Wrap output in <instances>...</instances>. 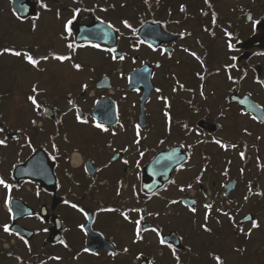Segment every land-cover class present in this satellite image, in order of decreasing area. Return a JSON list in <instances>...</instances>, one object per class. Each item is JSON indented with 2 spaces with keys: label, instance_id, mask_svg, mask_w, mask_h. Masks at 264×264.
I'll return each instance as SVG.
<instances>
[{
  "label": "flooded vegetation",
  "instance_id": "1",
  "mask_svg": "<svg viewBox=\"0 0 264 264\" xmlns=\"http://www.w3.org/2000/svg\"><path fill=\"white\" fill-rule=\"evenodd\" d=\"M54 1L57 0H45L50 10H45L40 6L35 17L18 16L12 10L11 0H7L10 4L8 13L4 10L0 12V18L3 17L2 14L8 20L11 17L10 22L14 27H21L24 32L27 31L30 38L33 36L32 42L23 43L24 45H15L0 36V48L11 47L16 50H26L31 52L34 58L46 55L50 57L47 61L42 60L37 68L30 65L23 56L16 57L8 53L0 55V70H5L2 63L11 57L26 66L33 76L30 85L26 86L27 84H25L18 91L13 89L2 91L0 89V98L5 101L4 99L8 100V98L16 97L19 94V102L31 113L27 126L33 128L38 125V123L37 125L33 124L32 121H36L39 111L35 109L28 97L36 96V93L32 91L35 85L43 95L39 100L36 96L37 102L41 105L40 112L44 114L45 110H51L55 117L50 120L54 121L57 127L83 130L84 135L86 130L94 136L91 139L83 137L84 135L79 137L77 139L79 143L70 145L62 153H57L59 159H53L50 155V159L55 163L53 171L57 185L55 195L53 190L44 188L30 179L17 178L13 174L16 165L25 161L31 154L25 158L23 154L21 157L19 149L23 136L13 139L7 136L4 131H0V139L6 141L5 145H0V177L13 185L10 192L0 185V225L9 224L12 228L11 233H6L3 227H0V264H29L30 261L32 264H44L46 257V264H69L71 257L74 260H77L78 257L79 264H182L179 249L170 243L175 249L174 255L172 248L159 242L163 233L174 228L166 226V223L159 219L161 217L157 211L145 216L144 207L149 208L153 200L162 206V199L158 200L162 195L153 193L152 196H146L142 191L141 184L138 183L141 178L139 162L148 160L150 129H159L157 127L165 129L164 134H158L160 139H165V142H169L171 139L173 144H182L192 160L196 155L203 159H210L208 156L211 157L212 154L208 149H216V152L219 149L222 153H230L231 158L237 156L245 166H255L257 182L249 184L251 191H249V185H244L245 188L240 193V204L245 207L250 203L251 212L257 210L256 212L260 214L264 207V195L256 193H264V184L260 183V178L264 177V167H262L264 166V121H260L253 113L247 111L245 106L241 105V100L243 98L247 101L251 99L264 109V84L259 82L264 81V1L235 0L241 2L242 6L241 9L233 10L224 9L222 6V2L231 0H208V3L205 0H173L177 4L175 6L177 8L174 9L176 18H173L172 0H156L161 8L159 11H164L166 8L165 10L168 11L166 13L169 14L168 18L164 19L161 16L163 13H160L159 18L147 16L144 22L161 23L164 29L179 36L168 41L162 40L157 46H152L138 35L136 37L132 35L133 38L125 42V46L120 50L121 55L125 56L124 60H112V54L107 49L113 47L107 44H78L73 31L72 35L68 36L64 32V24L70 19L68 5H62L61 7L64 9H59ZM87 2H89L86 4L91 11H81V23L87 25L91 21L89 15L93 12L102 21L113 24V20L104 16L105 12L108 15L113 14L111 0H107L109 5L100 0H88ZM181 5L185 7L184 11H181ZM101 9H107V11ZM57 11L60 13L59 18H57ZM146 11H149L147 7ZM213 13L216 14L215 24L213 23ZM249 16L252 17V20L248 19ZM50 18L52 23L53 20L55 21L57 37H54L53 32L48 29L43 31L45 33L43 37L39 36V32L42 31L41 24L45 22L50 24ZM255 20H261V24L254 28L253 21ZM34 23L35 30L32 27ZM225 29L233 34L231 37V42L235 45L233 49L228 48L229 37L225 35ZM185 32L191 33V35L181 36V33ZM55 38H57L59 46L54 45ZM70 42L76 46L72 50L67 47ZM96 44H99L100 47L93 46ZM84 47H93L99 50L104 57L100 61V71L95 73L90 82V88L71 90L68 85L63 84L62 92L59 91L60 94L55 96L54 92L44 86V76L54 74L53 67L57 69L58 73L63 74L65 69L62 68L70 67L71 62L52 59L51 54L71 55L76 52L77 48ZM165 49L167 52L164 51ZM193 52L199 59L191 55ZM233 56L237 59L232 60ZM108 61H112L113 65H109L107 70H103V67L108 66ZM124 61H127L131 66L127 71L117 67V62L123 65ZM144 65L152 66L151 75L154 90L145 105L147 126L139 129L140 136L137 137L136 125H140L141 92L139 90L125 91V88L129 83L130 72ZM226 65L235 66L226 68ZM197 73L204 79L201 80ZM27 75L30 77L29 74ZM229 75L232 79H229ZM104 76L110 78V84L113 87L111 91H98L95 88ZM3 80L4 78L1 82ZM53 81L50 83L52 84ZM1 84L4 86L5 83ZM180 85H183V88H180ZM201 85H203V96L201 95ZM157 88L161 91L157 92ZM174 89L176 90L174 91ZM105 97L112 98L113 103L114 101L116 103L117 122L115 121L113 126L94 119L92 114L96 102ZM160 97L167 98L170 107L166 106V101ZM2 100H0V104ZM69 100L75 102L74 107L69 104ZM108 107L111 105L108 104L105 108L109 109ZM165 112L171 117L170 125ZM77 113H80L81 118L86 119L88 123H81L77 119ZM0 117H4L3 111H0ZM45 117L47 118V116ZM96 121L104 123L109 131L104 132L97 128ZM5 124L12 131H17L7 121ZM41 124L43 123L41 122ZM185 124L188 125V128L184 127ZM119 132L130 134V140L126 142L123 138V145L118 144L117 139L121 136L118 134ZM97 136L101 140L93 139ZM137 139H140L139 144L135 143ZM216 139L229 145L236 144L237 147H229L225 150L214 142ZM162 142L165 144L164 141ZM13 147L16 148L13 150ZM75 151H78L83 157V162L78 167H74L71 160L67 162V154ZM242 151L245 153L244 159L240 157ZM141 152L144 153L143 156L140 155ZM125 160L128 161L127 164L124 163ZM87 161H92V165H88ZM28 186L33 190L29 191ZM9 195L12 198V213H9L5 204ZM245 196L248 197L247 200H252L246 201ZM16 199L24 200L35 209V213L25 214L22 217L16 216L13 210V201ZM66 200L69 203L66 204ZM117 202L120 205H116ZM72 204H76L78 207L73 208ZM42 205L48 209L47 217L39 216V209ZM79 208H83L88 215H84L79 211ZM132 208L143 211L129 212L130 219L128 220L121 217V214L119 215V212L123 213ZM102 209H115V211H102ZM63 211L72 213L73 218L68 223L71 227L82 231L83 238L80 241L69 239V230L66 231L67 224ZM54 215L61 218L64 226L59 233L60 239L51 242L48 238L51 235V229L54 228ZM113 215L116 216V219L121 217V221L125 223L123 227L127 225L128 228H131L133 238L129 244L131 247L129 245L125 247L128 249L127 252L119 250L113 233L107 236L103 232L107 225L113 228ZM255 218H257L256 215ZM138 219H141L143 239L134 242L136 239L135 221ZM80 221L82 222L80 223ZM88 221L91 222L93 230L100 232L104 238L93 235L92 239L91 235L86 232ZM146 223L149 230L145 232L143 225ZM80 225H83L84 228L82 229ZM17 226L32 230L34 232L32 238L27 240L26 237L21 236L15 230ZM153 228L157 231H152ZM17 232L19 235H16ZM149 234L156 236L158 243L150 242L147 239ZM243 237L244 245L241 253L243 261L241 264H257L258 262L256 263L254 260H258V258L259 261L261 260L264 247L262 248L261 243L256 244L255 246L260 247L262 251L254 250L251 254L252 252L247 248L248 237L246 235ZM60 240H64L67 247L59 243ZM91 243L92 246H96L95 249H90ZM85 248L90 251L84 252ZM113 252L116 253L115 256L111 255ZM176 256L179 257V261ZM55 257H60V261Z\"/></svg>",
  "mask_w": 264,
  "mask_h": 264
},
{
  "label": "rangeland",
  "instance_id": "2",
  "mask_svg": "<svg viewBox=\"0 0 264 264\" xmlns=\"http://www.w3.org/2000/svg\"><path fill=\"white\" fill-rule=\"evenodd\" d=\"M103 3H107L106 5H109V2L107 0H100ZM264 1V0H263ZM149 2V0H148ZM172 9L174 10L177 4L175 1H173ZM60 3V1H54V4ZM86 3V0H85ZM89 3V2H88ZM151 3L153 4L152 13L159 18V14L163 13L161 16L165 19L168 18V15L164 8V11H159L161 8L158 6V2L156 0H152ZM263 3V2H262ZM62 5H68L70 6L68 16L70 19L73 16V8H81L79 5V2L77 0H62ZM111 7H113V14L108 15L105 12V17L107 19L113 20V24L117 29H119L120 35L123 37V41H125L126 37L128 39V35L131 33V29L124 26L122 23L123 20H127L130 24L137 23L138 20L141 18L142 13H145V17L150 16L151 13L146 11V7L148 3H145V0H111ZM10 4H8L7 0H0V12L6 11L8 13ZM222 6L224 9H241V2L231 0V1H225L222 2ZM64 9V8H62ZM109 10V9H108ZM172 15H174L173 18H176L175 10L172 11ZM109 13V12H108ZM4 17V15L2 14ZM144 16V15H143ZM0 18V36L4 38V40H8L11 43H14L15 45H24L23 43L32 42L33 36L30 38L29 35H27V31H23L21 27H17L11 24L10 19L4 17V19ZM178 17V16H177ZM51 23L47 24L46 22L44 24H41L42 31L39 32V36L43 37L45 33L43 32L45 29H48L53 32L54 37L56 36L57 30L55 28V21L50 18ZM136 25V24H135ZM57 37V36H56ZM50 39V38H49ZM126 39V40H127ZM46 41V40H45ZM122 41V42H123ZM32 44V43H30ZM56 46H59L57 43V38H55V44ZM122 48L125 46L124 44H121ZM103 54L99 51L94 49L93 47H84L78 49V57H73L71 59L70 67L62 68L65 69L64 73L61 72L58 73L57 69H54V74L51 75H45L44 76V86L51 92H54L55 96L58 95L59 91L62 90L63 84L68 85L69 89H79L82 88V85L87 84L90 85V82L95 75L96 72L100 71L99 65L101 59L103 60ZM19 60H14V58L8 57L3 63L2 67H4L5 70H0V89L2 91H6L7 89H13V90H20L22 86L27 84L26 86H29L33 76L32 74L27 70V67L24 65H21L19 63ZM79 63L82 65V69L77 71L74 67H72V64ZM117 67L123 68L124 71H127L130 69V65L127 63V61L122 63L117 62ZM56 65V64H55ZM109 65H113L112 61H108V66L103 67V70H107ZM30 75V77L27 74ZM4 76V77H3ZM2 78H4L3 82L5 83L4 86L1 84L3 82ZM52 80L54 86H51L50 83ZM118 81H120L118 79ZM122 81V80H121ZM121 83V82H120ZM62 92V91H61ZM19 93V92H17ZM60 94V93H59ZM19 95V94H18ZM10 97L7 99L0 98L2 100L0 104V111H3L4 117H1L3 121H7V123L20 130H24L25 126L29 123V117L31 116L30 110L24 108L22 104L19 102L20 97ZM52 99V98H50ZM20 107V108H19ZM129 114V113H128ZM128 116V115H127ZM126 116V118H128ZM39 118V116H38ZM41 121H43V127L47 131H41L38 133V136L34 138L35 143H40L42 140L50 141V132H53L54 130V123L53 122H45L46 120L44 118H41ZM159 129H150V136L149 137V155L150 153H153L154 149L157 150L160 147L165 146L164 144L159 143L160 134H164V130L161 127H157ZM58 137L55 138L56 143H60L62 141L63 150H66L70 145L79 143V137H82L84 135L83 130H67V129H59L58 130ZM34 132V131H33ZM120 138L118 137L117 143L120 145H123L122 139L125 138L126 142L130 140L131 135L130 134H124L119 133ZM73 136V140H72ZM94 136V135H93ZM90 132H86L83 137H86L91 139L93 137ZM173 138V136H171ZM133 138V137H132ZM93 139H99V136ZM55 143V141H54ZM169 143H173L170 139ZM161 144V146L159 145ZM49 148L52 151V147L49 146ZM30 149V148H29ZM209 153H211V157L208 156L210 159H203V157L195 156L192 161H190L189 164L186 165L185 169L176 171L177 175H174V182L169 184L168 188L163 190L161 195L162 197H157L158 200L162 199L163 202L162 206L156 201L153 200L151 205L148 209L151 210V212L160 211L163 210V206H165V210L168 207L169 204L167 203V199H173V200H179L181 196L186 194L187 186L189 184H195L197 182V177L200 176L201 170H204L203 175H205L208 171L212 170L216 166L219 167L220 170L228 167L230 170L231 175H239V178L241 179V183H239V187L237 189L238 193H235L233 198V202L230 203V200L222 199L221 194V178L220 177H214L216 183L214 182V186L211 184H208V186L211 188L213 197L215 203L212 207V212H214L212 215L205 220V214H203V210H199L197 213H191L183 207V205L178 202L173 205L171 210V215L168 217L161 216V221L163 223H166V226H170L169 228H175L178 230L179 233L184 238L183 243L188 246V251L181 255L182 260L187 261V264H217V261L214 256L221 257V260L225 262V264H241L243 261L241 258L242 253V247L244 245V235L248 237L247 240V248L249 251H251L253 254L254 250H261L262 249L258 246H255L256 244H260L262 248L264 247V207L261 209L260 214L258 212H255V215L257 216L259 220V226L262 224L258 229L253 228L252 224H245L244 230L247 231V234H245V231H240V227L237 225V220L240 218V215L242 216L244 213L248 212L250 208V203L246 204L245 207L239 206L237 203L238 201H241V190L245 188L244 185L247 186L248 179H251L252 182L256 180V174L257 170L255 169V166H251L247 168L241 160H239L236 156V158H231L230 153H222L219 149L216 152V149H208ZM30 152V151H29ZM208 153V154H209ZM148 155V158H149ZM13 157V156H12ZM247 168L246 171L240 172L241 169ZM208 172V173H209ZM245 174V176H240V174ZM264 175V174H263ZM210 178V176H206L205 179ZM225 180L226 178H222ZM257 182V181H256ZM260 183L264 184V177L260 178ZM250 184V183H249ZM252 184V183H251ZM181 187H183V191H181ZM236 191V192H237ZM204 194L200 196L202 200H205ZM253 197V196H252ZM246 200V201H251ZM236 202V203H235ZM116 205H120L118 202ZM125 205V204H123ZM218 209H222L223 212H227L228 215L222 214V212L219 214L216 213ZM254 210V209H253ZM257 211V210H256ZM64 212V211H63ZM178 212L180 213L179 216ZM211 215V214H210ZM64 218L66 220L67 224V231L69 230L68 237L69 239L80 241L83 238L82 231L78 228H73L70 226V219L73 218L72 213L69 211L64 212ZM234 218V219H233ZM103 221V220H102ZM113 228L110 226H105L104 231L107 236L111 235L113 233V237L117 241V247L121 252L124 251L125 247L132 242L133 234L131 232V228L123 227L125 223L121 221V217L116 219V216L113 215ZM82 221H80L81 223ZM172 222V223H171ZM79 223V224H80ZM202 223V224H201ZM207 224V227L211 231H205L202 227L203 224ZM250 232V234H249ZM240 233H243L241 235ZM147 239L150 240L152 243H158L157 237L149 234L147 236ZM130 246V245H129ZM131 247V246H130ZM132 249V248H131ZM165 251V250H164ZM257 252V251H256ZM166 254V251H165ZM169 254V253H168ZM217 254V255H215ZM258 254V253H257ZM170 255V254H169ZM214 255V256H213ZM244 255V254H243ZM195 256V257H194ZM166 258V256H165ZM191 258V259H188ZM258 258V257H257ZM78 260V257H77ZM77 260H74L73 257H71L69 264H79ZM254 262H258L257 264H264V253L261 256V260H254Z\"/></svg>",
  "mask_w": 264,
  "mask_h": 264
},
{
  "label": "water",
  "instance_id": "3",
  "mask_svg": "<svg viewBox=\"0 0 264 264\" xmlns=\"http://www.w3.org/2000/svg\"><path fill=\"white\" fill-rule=\"evenodd\" d=\"M37 0H13V9L20 16H27L33 14L36 11ZM92 17L91 23L86 25H82L79 23L77 19L74 22L73 30L76 33L78 42H87L93 41L98 43H107L111 46H115L117 42V32L113 28H109L108 25L100 20H98L93 14L90 15ZM157 32V35H155ZM138 35L148 41L150 44L157 45L160 41L172 40L176 39L177 35H173L163 30L160 24L146 23L144 24L140 30ZM152 69L150 66L145 65L140 69L133 71L130 74V83L127 90L130 89H139L142 92L141 97V115L140 120L141 124L145 126V103L149 99L150 94L153 90L152 83ZM112 104L110 109L104 108V105ZM241 105L245 106L247 111H251L255 114V116L264 121V110L262 107L254 103L253 101L243 98L241 100ZM113 111L115 112V107H113V103L110 99H104L99 101L96 104V107L93 110V114L99 120H102L108 124H112L113 121L116 120V116L113 115ZM187 153H185L183 146L175 145L168 149H164L159 151L153 159L148 162L143 170H142V189L146 194H152L160 187H163L173 175V171L178 165H181L187 160ZM181 157L183 159H181ZM53 166L50 164L47 153L44 150L37 151L34 155H32L25 163H21L16 170L15 174L20 177H27L31 179H36L40 181L45 187L53 189L55 191V177L53 173ZM237 184V179L229 182L227 184V194L235 188ZM145 185H149L150 187H145ZM188 202V205H191L193 200H185ZM21 209H23L24 213H32L33 210L25 205V203L21 202ZM194 206V205H192ZM44 207H41L40 215L44 216L45 211ZM248 217L242 219L240 224L248 221ZM56 232H59L60 229H57L60 226V219L56 217L54 219ZM90 233H94L91 228V223L87 226ZM19 229V228H18ZM21 232L25 235L27 231L23 228L20 229ZM54 231V229H53ZM56 234V233H53ZM163 238L167 242H173L177 246L184 248L181 243V239L179 238L177 232H170L163 236ZM52 241H55L56 238H53L52 235L49 238ZM94 247H96L94 245Z\"/></svg>",
  "mask_w": 264,
  "mask_h": 264
},
{
  "label": "snow or ice",
  "instance_id": "4",
  "mask_svg": "<svg viewBox=\"0 0 264 264\" xmlns=\"http://www.w3.org/2000/svg\"><path fill=\"white\" fill-rule=\"evenodd\" d=\"M205 2L208 3V0H205ZM39 3H40V6H41L42 8H44L45 10H50L48 4L45 3L44 0H39ZM145 3L147 4V3H148V0H145ZM101 10H102V11H107V9H101ZM184 10H185V7H184L183 5H181V11H184ZM81 11H82V10H81L80 8H76V9H74V10H73V16H72V18H71V19H68V20L65 22V24H64V32L67 33L68 36H71V35H72L73 26H74V21L76 20V17L80 14ZM93 11H94V9H93ZM204 14L207 15V13H204ZM59 15H60V13H59V11H57V18H59ZM215 15H216V14L213 13V23H214V24H215V22H216ZM37 19H38V17H37ZM248 19H249V20H252V17L249 16ZM122 23L124 24L125 27H127V28H129V29H132V27H133V26H132L127 20H123ZM177 23H178V22H177ZM260 24H261V20H255V21H253V27H254V28H255L257 25H260ZM32 27H33V30H35V27H36L35 23L32 25ZM108 27H109V28H114L115 26H114V25H111V24H108ZM115 30H116L117 32L119 31V29H115ZM205 30L207 31L208 29L206 28ZM133 31H136V30L133 29ZM184 35H191V33H187V32H185V33H181V36H184ZM212 35L214 36L215 33L213 32ZM225 35L229 37L228 48H229V49H233V48L235 47V45H233L232 42H231V37H232L233 34H232L231 32H228V31L225 29ZM64 38H67V37H64ZM93 46L96 47V48H99V47H100L99 44H96V45H93ZM67 47H68L69 49H74L76 46H75L73 43L70 42V43L67 44ZM107 51H109V52L112 54V55H111L112 60H116V59L124 60V59H125V56L119 54V53L117 52V49H116L115 47H113V48H109V49H107ZM164 51L167 52V49H165ZM185 51H188V50L185 49ZM5 53H8V54L14 55V56H16V57L23 56L24 59H25L30 65H32L33 67H37V68H38V66H39V64H40V62H41L42 60H43V61H47V60L50 58V57L47 56V55H46V56H39L38 58H34V56L31 54V52L26 51V50L21 51V50H16V49L11 48V47H2V48H0V55H3V54H5ZM169 55H171V53H169ZM191 55L196 56L197 59H199V57L197 56L196 53L193 52V53H191ZM51 58H52V59H55V60H58V61H61V62H63V61H70V60L72 59L71 55H56V54H51ZM231 59H232V60H236L237 57L233 56V57H231ZM234 66H235V65H226L225 67H226V68H232V67H234ZM73 67H74L77 71H79V70L82 69V65L79 64V63H75V64L73 65ZM197 75L200 76V79H201V80L204 79V77L201 76L199 73H197ZM229 79H232L231 75H229ZM259 82H260L261 84H264V81H259ZM87 87H88L87 84L82 85V88L85 89V90L87 89ZM180 88H183V85H180ZM175 90H176V89H174V91H175ZM32 91H33L34 93H37V92H38V89H37V87H36L35 85L33 86ZM156 91H157V92H160L161 89L157 88ZM201 95H202V96L204 95V92H203V85H201ZM160 98L166 101V106L170 107V103L167 102V98H165V97H160ZM28 100H29V101L35 106V109H36L37 111H40L41 105L37 102V99H36V96H35V95H30V96L28 97ZM69 104L73 105V107L75 106V102L72 101V100H69ZM165 115L168 117V121H169V125H170V123H171V117H170V115H169L167 112H165ZM77 119L80 120L81 123H85V124L88 123V121H87L86 119H82V118H81V114H80V113H77ZM32 123L35 124L36 121L33 120ZM58 123H59V121H58ZM95 126H96L97 128H99V129H101V130L104 131V132H108V131H109L108 127H107L104 123H102V122L96 121ZM184 127H185V128H188V125L185 124ZM136 129H137L136 135H137V137H139V136H140V132H139L140 125H136ZM169 130H170V128H169ZM245 132H247L246 129H245ZM249 134H250V133H249ZM113 135H115V132H113ZM214 142H215L216 144L220 145V146H221L222 148H224L225 150H227L229 147H232V148H236V147H237L236 144L229 145V144H227V143L222 142V141L219 140V139L214 140ZM28 143H29V144L31 143L30 140H29ZM135 143H136V144H139V143H140V139H137V140L135 141ZM5 144H6V141L3 140V139H0V145H5ZM53 147H55V145H53ZM245 147H247V146H245ZM125 151H126V149H125ZM140 155L143 156L144 153L141 152ZM240 157H241V159H244V157H245V153H244L243 151L240 152ZM53 159H55V157H53ZM113 159H115V157H113ZM181 159H183V158L181 157ZM124 163L127 164L128 161L125 160ZM180 167L182 168V167H183V164H181ZM262 167H264V166H262ZM204 170H206V169H204ZM241 172H243V169H241ZM197 182H198V183L200 182V177H197ZM172 183H175V182L172 181ZM0 185H3L6 189L9 190V192L11 191V189H12V187H13V185L10 184V183H8L3 177H0ZM145 187H150V186H149V185H145ZM188 187L191 188L192 185L189 184ZM180 190L183 191V190H184L183 187H181ZM249 191H251V185H249ZM225 194L227 195V193H225ZM256 194H258V195H264V193H256ZM247 199H248V197L245 196V200H247ZM178 202H179V201H175V200H174V201H171V203H173V204L178 203ZM65 203L67 204V203H69V201L66 200ZM184 203H185V204H188L187 201H185ZM5 204H6L7 208H8L9 213H12V207H11V204H12V198H11L10 195L6 198V200H5ZM194 204H195V201H192V202H191V205H189V209H190V211L193 212V213L196 212V207L192 206V205H194ZM71 206H72L73 208H77V207H78V205H76V204H72ZM212 207H213L212 204H205V205H204V208L207 210V211H206V214H205V220H207L208 215L211 213V209H212ZM79 211H81L82 213H84V215H86V216L88 215V213L84 212V209H83V208H79ZM102 211H115V209H102ZM142 211H143V210H141V209H135V208H132V209H128L127 211H125V212H123V213H121V214L123 215V217H124L126 220H128V219H130V217H129V215H128L129 212H142ZM218 211L222 212V214H224V215H228V213H227V212H223L222 209H218ZM149 215H151V213H149ZM157 215H158V213H157ZM13 218H14V217H13ZM141 219H143V216H141ZM141 219H138V220L135 221V225H136L135 237H136V239H135L134 242H137V241L143 239V237L141 236V231H142V229H141ZM233 219H234V218H233ZM247 219H251V221H252V227H253V228H258V227H259V222H258L257 220H255V219H253V218H251V217H248ZM0 227H3V230H4V232H6V233H11V232H12V228H11V226H10L9 224H3V225H0ZM80 227H81L82 229L84 228L83 225H80ZM202 227L204 228L205 231H211V230L207 227V224H206V223H205L204 225H202ZM148 230H149V229L146 228V227L143 229V231H145V232L148 231ZM151 230H152V231H157V229H155V228H153V229H151ZM45 231H47V229H45ZM240 231H243V229L241 228ZM249 234H250V232H249ZM16 235H19V233L17 232ZM159 242H160V244H162V245L167 244L168 247L172 248L173 253H174V255H175V249L173 248V246H172L171 244H168V242H167L164 238L161 237ZM25 243L27 244V241H25ZM59 243L63 244L65 247H67V244H66V242H65L64 240H60ZM83 251H84V252H89L90 249L85 248ZM127 251H128V249L125 248V249H124V252H127ZM111 255L115 256L116 253L113 252V253H111ZM138 258H139V257H138ZM55 259L59 260V259H61V258H60V257H55ZM176 259H177V261H179V257H178V256H176ZM215 259H216V261H217V264H223V261L221 260V258H220L219 256H216Z\"/></svg>",
  "mask_w": 264,
  "mask_h": 264
},
{
  "label": "trees",
  "instance_id": "5",
  "mask_svg": "<svg viewBox=\"0 0 264 264\" xmlns=\"http://www.w3.org/2000/svg\"><path fill=\"white\" fill-rule=\"evenodd\" d=\"M145 161H142V164L144 163Z\"/></svg>",
  "mask_w": 264,
  "mask_h": 264
},
{
  "label": "bare ground",
  "instance_id": "6",
  "mask_svg": "<svg viewBox=\"0 0 264 264\" xmlns=\"http://www.w3.org/2000/svg\"><path fill=\"white\" fill-rule=\"evenodd\" d=\"M77 158H76V156H75V160H76Z\"/></svg>",
  "mask_w": 264,
  "mask_h": 264
}]
</instances>
